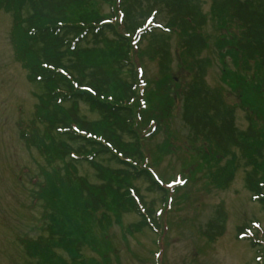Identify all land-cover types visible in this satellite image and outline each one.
I'll list each match as a JSON object with an SVG mask.
<instances>
[{
    "label": "trees",
    "instance_id": "trees-1",
    "mask_svg": "<svg viewBox=\"0 0 264 264\" xmlns=\"http://www.w3.org/2000/svg\"><path fill=\"white\" fill-rule=\"evenodd\" d=\"M209 1L218 26L228 23L237 32L227 40L231 60H240L244 71L252 64L254 73L256 68L264 75V0ZM95 3L108 5L109 12H98ZM0 8L12 17L15 58L26 69L28 82L40 89L34 120L21 137L46 162L43 179L32 180V194L42 205L43 226L49 233L22 243L29 264H70L55 249L63 250L72 264H83L78 257L84 244L98 249L92 228L103 235L114 222L120 226L116 218L123 214L140 217L134 228L158 233L159 223L149 218L152 206L145 207L133 186L144 180L163 200L168 196L167 188L144 165L141 150L145 134L149 138L159 129L151 116H145L150 98L145 104L144 92L139 97L143 85L133 63L145 40L143 53L157 59L160 73L166 74L171 36L179 38L180 59L190 80L175 99L189 140L208 146V160L218 154L235 160L234 152H239L246 189L264 211V129L257 128L255 115L249 114L247 128L239 130L236 106L206 83L208 60L201 54L207 44L201 29L207 15L202 0H0ZM81 105L96 119H87ZM81 163L93 169L94 183L78 175ZM234 171L226 167L208 173L207 184L225 189ZM224 223V214L217 211L206 225L207 238L220 236Z\"/></svg>",
    "mask_w": 264,
    "mask_h": 264
},
{
    "label": "rangeland",
    "instance_id": "rangeland-1",
    "mask_svg": "<svg viewBox=\"0 0 264 264\" xmlns=\"http://www.w3.org/2000/svg\"><path fill=\"white\" fill-rule=\"evenodd\" d=\"M107 7L99 3L95 9L107 14ZM202 7L207 15L201 29L207 44L201 54L208 60L206 83L236 106L239 130L247 128L249 114L255 115L257 128L264 129V75L256 68L254 73L252 64L244 71L240 60H231L227 40L236 30L228 23L223 28L218 26L211 18L209 0H202ZM157 21L162 23L163 19L158 16ZM11 25V14L0 8V264H29L22 243L49 233L43 226L46 218L42 205L32 194V180L40 182L41 171L47 166L37 148L21 137L22 130L34 120L40 89L28 82L26 69L15 58ZM178 43L179 38L171 36L166 74L160 73L157 59L150 60L143 53L146 40L139 46L141 54L133 57L134 69L140 74L137 79L143 85L139 97L144 92L141 101L145 104V98H150L145 116H151V123L159 128L149 138L146 132L150 128L141 134L146 133L141 141L144 165L167 188L168 196L163 200L162 194L150 191L144 180L134 181L133 186L145 207L152 206L149 218L159 223L158 233L146 227L134 228L140 217L123 214L116 218L120 226L114 222L103 235L99 228H92L98 249L93 251L84 244L78 257L83 264H264V211L246 189V169L239 152H234L235 160L219 154L210 155L208 160V146L201 140L190 142L181 121L175 93L188 83L190 73L182 65ZM127 75L122 72L123 77ZM81 108L87 119H96L86 107ZM226 167L235 171L225 189L207 184L208 173ZM78 175L95 182L93 169L84 163L78 166ZM217 211L225 216L223 231L209 240L206 225L216 218ZM54 251L72 264L63 250Z\"/></svg>",
    "mask_w": 264,
    "mask_h": 264
}]
</instances>
